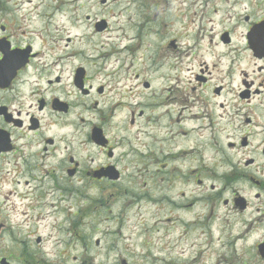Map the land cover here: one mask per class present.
Masks as SVG:
<instances>
[{
  "label": "rangeland",
  "instance_id": "374dc122",
  "mask_svg": "<svg viewBox=\"0 0 264 264\" xmlns=\"http://www.w3.org/2000/svg\"><path fill=\"white\" fill-rule=\"evenodd\" d=\"M26 6L57 8L48 13L58 19L65 79L82 64L93 86L104 87L81 98L89 105L81 128L86 131L88 120L98 122L108 111L113 114L109 131L121 127L119 134L125 135L115 149L122 156L123 176L113 187L85 176L68 191L57 189L49 176L41 190L34 186L37 179L31 183L27 205L43 217L34 221L42 236L54 240L57 235L66 248L73 240V252L91 264H121V259L128 264H262L252 251L259 234L249 229L243 234L248 213L220 206V159L242 157L243 148L229 149L226 143L248 131L245 118L252 109H264V59L249 50L244 21L245 15L250 20L264 15V0H30ZM101 19L107 27L95 31ZM225 31L228 44L219 39ZM195 74L207 80L199 85ZM251 80L248 87H262L261 94L239 98L244 81ZM219 85L222 91L216 94ZM182 106L187 116L205 117L202 136L196 134L199 124L177 120ZM184 127L198 128L182 135ZM83 148L82 155L88 152ZM90 156L106 159L99 150ZM182 200L192 206L181 207ZM73 227L77 234L70 233ZM110 245L114 252L106 251Z\"/></svg>",
  "mask_w": 264,
  "mask_h": 264
},
{
  "label": "flooded vegetation",
  "instance_id": "af4514ba",
  "mask_svg": "<svg viewBox=\"0 0 264 264\" xmlns=\"http://www.w3.org/2000/svg\"><path fill=\"white\" fill-rule=\"evenodd\" d=\"M28 2L0 0V264H91L73 252V240V245L66 248V242L62 240L61 245L57 235L54 240L42 236L41 226L34 221L43 217L34 215V206L27 205L31 201L26 190L31 189L35 179L37 190L43 189L42 179L46 176L62 191L74 188L81 176L90 183L113 187L123 176L119 167L122 156L116 155L115 149L125 141V135L119 134L121 127L117 132L109 131L107 124L113 114L108 111L106 116L100 113L98 122L88 120L86 131L81 128L85 122L82 111L89 106L81 98L102 93L104 87L93 86L88 69L82 64L73 69L69 81L65 79L60 64L64 54L58 47V19L48 13L57 8L27 7ZM262 18L250 20L245 15L246 32ZM93 27L98 31L96 23ZM106 27L107 23L103 30ZM70 40L67 38L66 42ZM174 41L175 38L170 43L173 48ZM195 80L201 85L207 78L195 74ZM244 82L246 87L237 93L239 98L261 94L262 87L251 90L253 80ZM217 87L218 94L222 87ZM186 110L181 107L177 120L188 118L202 129L205 117L200 115L203 121L196 123ZM215 119L220 120V114ZM245 120L250 126L248 131L226 143L229 149L243 148L242 157L234 162L220 159V206L232 208L235 213H248V227L243 234L248 229L259 234L252 242V251L254 258L264 264V109H252L250 118ZM133 123L131 117L129 124ZM197 128L184 127L182 135ZM94 129L100 130L101 142L94 140ZM82 146L88 150L83 155ZM98 150L105 154L104 161L90 156ZM237 182L240 187L235 188L233 184ZM229 190L231 196L226 197ZM180 204L189 208L192 201L182 200ZM51 228L54 233H61L58 226ZM70 233L77 234L74 227ZM98 243L96 239L95 244ZM113 250L111 245L106 247L107 252ZM121 260V264H128L126 259Z\"/></svg>",
  "mask_w": 264,
  "mask_h": 264
},
{
  "label": "water",
  "instance_id": "95a60500",
  "mask_svg": "<svg viewBox=\"0 0 264 264\" xmlns=\"http://www.w3.org/2000/svg\"><path fill=\"white\" fill-rule=\"evenodd\" d=\"M104 26V20L96 23L98 30L104 28ZM248 41L255 55L261 56L264 53V21L252 28L248 35ZM92 136L96 142L102 141V135L99 129H94Z\"/></svg>",
  "mask_w": 264,
  "mask_h": 264
},
{
  "label": "bare ground",
  "instance_id": "6f19581e",
  "mask_svg": "<svg viewBox=\"0 0 264 264\" xmlns=\"http://www.w3.org/2000/svg\"><path fill=\"white\" fill-rule=\"evenodd\" d=\"M67 3H69V2H66V4ZM67 9H68V6L67 5H65L64 6V10L67 12ZM77 30L79 31V32H82L83 30H82V27L81 26H79V27H77ZM89 35V34H88ZM90 36V40L93 38V34L92 35H89ZM127 38V36L126 35H124V36H122L121 37V40L122 39H126ZM116 53V52H115ZM117 54V53H116ZM118 84H119V86H122V79H118ZM121 104H123L122 102H120ZM191 119H194V122H196V123H200V122H202L203 121V117L202 116H200V114H192V118ZM215 122H217V121H215ZM192 133H194V132H192ZM203 133H204V130L202 129V130H200L199 132H196V134H198V135H200V136H202L203 135Z\"/></svg>",
  "mask_w": 264,
  "mask_h": 264
}]
</instances>
